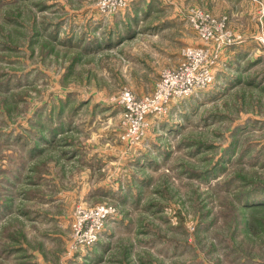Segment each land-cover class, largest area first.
<instances>
[{
    "label": "rangeland",
    "instance_id": "rangeland-1",
    "mask_svg": "<svg viewBox=\"0 0 264 264\" xmlns=\"http://www.w3.org/2000/svg\"><path fill=\"white\" fill-rule=\"evenodd\" d=\"M263 41L264 0H0V264H264ZM188 48L212 83L158 107Z\"/></svg>",
    "mask_w": 264,
    "mask_h": 264
},
{
    "label": "built area",
    "instance_id": "built-area-1",
    "mask_svg": "<svg viewBox=\"0 0 264 264\" xmlns=\"http://www.w3.org/2000/svg\"><path fill=\"white\" fill-rule=\"evenodd\" d=\"M192 21L194 28L205 41H210L213 35V41L216 42L214 44L215 53L221 47L231 45L230 40L227 38L223 39L222 36H217V32L224 31V22L217 24L214 19L212 20L208 15L201 12L197 13ZM183 55L185 60L180 66L165 71L161 76L153 101V103L158 104V107L167 104L172 99L190 96L196 90L207 87L213 81L211 65L215 64V60L209 62L207 53L204 50L188 48L184 50ZM213 59H217L216 56ZM123 99L130 101L133 100V97L127 92L124 94ZM114 214L115 209L111 206L97 208L94 215H89L84 210L79 211L77 217L79 224L77 229H75L77 232L76 247L91 246L96 243L104 228V224Z\"/></svg>",
    "mask_w": 264,
    "mask_h": 264
},
{
    "label": "trees",
    "instance_id": "trees-1",
    "mask_svg": "<svg viewBox=\"0 0 264 264\" xmlns=\"http://www.w3.org/2000/svg\"><path fill=\"white\" fill-rule=\"evenodd\" d=\"M248 204H249V202L247 201L246 204H245V207H248ZM251 206L253 207V208H251L252 211H256V210H264V199L258 201V204H255V205H253V203H252ZM256 223H257V222H253V223H252V222H249V223H248V227H250L251 229H252V228L254 229V226H256Z\"/></svg>",
    "mask_w": 264,
    "mask_h": 264
},
{
    "label": "crops",
    "instance_id": "crops-1",
    "mask_svg": "<svg viewBox=\"0 0 264 264\" xmlns=\"http://www.w3.org/2000/svg\"><path fill=\"white\" fill-rule=\"evenodd\" d=\"M242 59H247L246 57H243Z\"/></svg>",
    "mask_w": 264,
    "mask_h": 264
}]
</instances>
